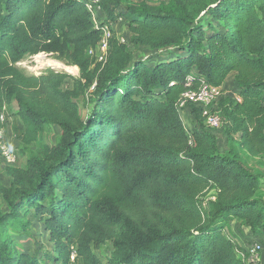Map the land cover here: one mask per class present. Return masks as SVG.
I'll return each instance as SVG.
<instances>
[{
  "label": "trees",
  "instance_id": "16d2710c",
  "mask_svg": "<svg viewBox=\"0 0 264 264\" xmlns=\"http://www.w3.org/2000/svg\"><path fill=\"white\" fill-rule=\"evenodd\" d=\"M128 9L96 26L81 0H0V110L15 107L28 152L6 167L9 186L0 182V264H102L108 242L107 264H244L225 227L235 219L264 234V180L237 155H264V0ZM118 21L131 44L162 54L134 59L112 28L97 62L89 50L100 26ZM41 53L79 76L17 66ZM202 82L237 87L240 101L217 105L230 122L228 152L207 127L187 128L177 109ZM80 98L91 105L84 117ZM48 126L59 129L51 145L42 139ZM35 222L51 245L41 258L14 237L31 235Z\"/></svg>",
  "mask_w": 264,
  "mask_h": 264
},
{
  "label": "rangeland",
  "instance_id": "374dc122",
  "mask_svg": "<svg viewBox=\"0 0 264 264\" xmlns=\"http://www.w3.org/2000/svg\"><path fill=\"white\" fill-rule=\"evenodd\" d=\"M169 0H102V4H100V17L97 19L105 20L109 19L110 16H116L117 13H126L128 14L129 7H142V5L148 6H160L162 4L168 3ZM94 17L97 18V14H94ZM113 33L114 35L124 44L128 46V49L132 52L134 59H144L148 60L149 63L151 61L154 62L155 58H158L159 55L162 54L161 51H149L146 48L137 47L131 44V37L127 29L126 21L124 22H116L113 24ZM48 61H56L53 56L49 54L41 53L36 56H29L21 60L17 63V66L24 69L27 73L33 75H39L44 70L51 68L56 71L66 72L70 74V76L74 79L79 76V71L76 67L66 66L74 68V70H65L63 68L53 67L52 65H45ZM62 64V63H61ZM67 80L65 88H71L72 80ZM229 79V78H228ZM231 79V78H230ZM79 104V112L82 117H84L91 108L90 104L84 103V99L80 98L78 100ZM191 109V110H190ZM192 106L190 108H185L179 111L180 116L183 119L184 124L187 128L191 129L193 126L200 127L206 129L204 124V120L198 112L194 115ZM15 107L13 111H7L6 119L7 122L5 124V140L8 144L12 147L15 152L17 162L13 164V166H21L24 164L26 156L28 155L27 151H24L19 146V135L23 130V127L18 120L17 117L14 116ZM191 114V115H190ZM8 127V129H6ZM214 134L213 132H211ZM214 136L216 137L217 145L220 152L225 153L229 151L230 141L227 137V126L221 128L218 131H215ZM59 137V129L56 126H48L46 127L42 139L46 144H53L57 141ZM239 135L235 137V141L238 139ZM237 144L232 143L231 146L236 147ZM34 146L30 147V151L35 150ZM237 155L240 161L253 173L257 174L260 180H264V155L259 157H251L247 155L244 151L237 149ZM6 167H9L8 164L3 162L0 158V182L5 185L9 186L11 179L6 174ZM263 187V186H262ZM260 189L257 193V197L260 199H264V188ZM214 193L211 191L204 199H201V204L203 208H207L208 200L213 199ZM0 211L6 212L7 208L3 203L2 198L0 197ZM225 232L229 235L236 246V249L239 253L244 254V263L250 264L248 261L249 252L251 247H255L256 252L258 254V262L260 264H264V234L259 232H252L247 227L241 225L237 220H231L227 226L225 227ZM15 239L20 243L22 251L28 252L30 254L38 255L41 258L40 252H49L51 251V245L48 242L47 232H45L43 226L37 222L31 228V235H17L14 236ZM111 249V243L108 242L103 250L100 252V256L103 260L102 264H107L106 259L109 256ZM240 257V255H239ZM241 258V257H240ZM242 260V259H241Z\"/></svg>",
  "mask_w": 264,
  "mask_h": 264
},
{
  "label": "built area",
  "instance_id": "2783aa9c",
  "mask_svg": "<svg viewBox=\"0 0 264 264\" xmlns=\"http://www.w3.org/2000/svg\"><path fill=\"white\" fill-rule=\"evenodd\" d=\"M84 2L85 7L91 12L96 26L98 25L97 18L94 14L98 15L100 12V0H81ZM113 23H106L100 26L102 36L96 50H89V54L95 57L97 62H104L108 50L109 40ZM36 56V55H35ZM225 98H230L234 101H240L237 95V87L232 84H222L220 86H213L202 82L195 90L185 92L177 103L178 111L187 108L189 103L201 109V116L204 120L205 126L213 131L220 130L223 127L229 126L230 122L224 118L217 110L218 103ZM6 112V113H5ZM7 110L5 107L0 110V158L8 165L16 163L17 158L12 147L5 140V124L8 123L6 119ZM255 247H251L249 252L248 261L250 264H260L258 262V254ZM242 261H244V254L239 253ZM245 264V263H244Z\"/></svg>",
  "mask_w": 264,
  "mask_h": 264
},
{
  "label": "bare ground",
  "instance_id": "6f19581e",
  "mask_svg": "<svg viewBox=\"0 0 264 264\" xmlns=\"http://www.w3.org/2000/svg\"><path fill=\"white\" fill-rule=\"evenodd\" d=\"M45 65H52L53 67H57V68H63L65 70H74V68H71V67H66L64 66L63 64H61L60 62H56V61H48Z\"/></svg>",
  "mask_w": 264,
  "mask_h": 264
},
{
  "label": "crops",
  "instance_id": "0c3cea01",
  "mask_svg": "<svg viewBox=\"0 0 264 264\" xmlns=\"http://www.w3.org/2000/svg\"><path fill=\"white\" fill-rule=\"evenodd\" d=\"M231 80V79H230ZM191 115V114H190Z\"/></svg>",
  "mask_w": 264,
  "mask_h": 264
}]
</instances>
